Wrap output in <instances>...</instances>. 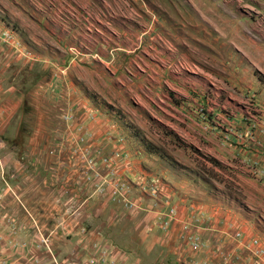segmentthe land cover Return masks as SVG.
Here are the masks:
<instances>
[{
  "label": "rangeland",
  "instance_id": "obj_1",
  "mask_svg": "<svg viewBox=\"0 0 264 264\" xmlns=\"http://www.w3.org/2000/svg\"><path fill=\"white\" fill-rule=\"evenodd\" d=\"M0 264H264V0H0Z\"/></svg>",
  "mask_w": 264,
  "mask_h": 264
},
{
  "label": "crops",
  "instance_id": "obj_2",
  "mask_svg": "<svg viewBox=\"0 0 264 264\" xmlns=\"http://www.w3.org/2000/svg\"><path fill=\"white\" fill-rule=\"evenodd\" d=\"M236 231H238V230H236ZM229 238H230V237H229ZM229 240H230V242H233V241H234V240L232 241L231 239H229ZM234 242H235V241H234ZM238 246H239V245H237V243H234V247L238 248Z\"/></svg>",
  "mask_w": 264,
  "mask_h": 264
},
{
  "label": "built area",
  "instance_id": "obj_3",
  "mask_svg": "<svg viewBox=\"0 0 264 264\" xmlns=\"http://www.w3.org/2000/svg\"><path fill=\"white\" fill-rule=\"evenodd\" d=\"M255 244H259V241H258V240H256V241H255Z\"/></svg>",
  "mask_w": 264,
  "mask_h": 264
}]
</instances>
